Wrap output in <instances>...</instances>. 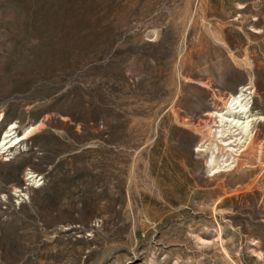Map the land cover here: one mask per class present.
Returning <instances> with one entry per match:
<instances>
[{
    "label": "rangeland",
    "instance_id": "rangeland-1",
    "mask_svg": "<svg viewBox=\"0 0 264 264\" xmlns=\"http://www.w3.org/2000/svg\"><path fill=\"white\" fill-rule=\"evenodd\" d=\"M12 124L0 264H264V0H0Z\"/></svg>",
    "mask_w": 264,
    "mask_h": 264
},
{
    "label": "bare ground",
    "instance_id": "bare-ground-1",
    "mask_svg": "<svg viewBox=\"0 0 264 264\" xmlns=\"http://www.w3.org/2000/svg\"><path fill=\"white\" fill-rule=\"evenodd\" d=\"M248 94H250V91H248V86H241L238 92L235 94H229L226 99L224 109L214 112L215 117L218 119L217 122L222 123L223 121H229L234 127L233 133L234 135H237L235 140L240 145L238 148L240 151L244 149V147L253 137V131L249 129L253 119L250 118L251 114H249L250 102L248 101ZM14 128L15 124H12L4 131L0 142V149L2 152L8 151L21 140L27 138L33 130V127L26 129L23 135L19 137L13 131ZM29 174L28 180H32V182L37 183V175L35 176L33 173Z\"/></svg>",
    "mask_w": 264,
    "mask_h": 264
}]
</instances>
